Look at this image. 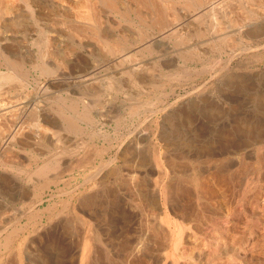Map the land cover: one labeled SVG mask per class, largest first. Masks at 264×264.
<instances>
[{
    "label": "rangeland",
    "instance_id": "rangeland-1",
    "mask_svg": "<svg viewBox=\"0 0 264 264\" xmlns=\"http://www.w3.org/2000/svg\"><path fill=\"white\" fill-rule=\"evenodd\" d=\"M176 1L178 2V0ZM204 1L206 2L209 0H201L202 6H204L203 4H205ZM217 1L219 2V0ZM243 1L229 0L226 4L220 5V9L215 11L214 14L211 13L214 16L209 14L210 12L205 13L202 9V12L205 13V15H203V13L199 11V8H197L199 14L194 15V11L189 13L190 16L185 19L186 21L184 20V22H186V25L183 28L184 31L182 29L178 32V34H176L177 32L171 33L168 30L167 25L163 27V29L167 31L166 32L165 30H162V28H158L157 24V27L154 24L148 25L147 31H144L145 24L140 20H133L132 18L126 20H121L118 18V20H120L118 21L120 22V24L116 23L114 25L107 23L108 25L106 24L105 29L109 33H114L113 35L115 36L117 35L119 39L116 37L114 38L116 40L115 41L112 38H109L107 39V41L109 42L108 43L104 38L101 37L99 33H95L93 35L95 37H93V41H95L94 43H96L97 49L100 48V50L98 49V51L107 53V55H110L108 58L112 59L111 57H113L114 60V58L116 57L115 54L117 53L116 50L119 49L118 47H120L122 45V41H124L126 42L125 46L130 50V54L135 53V55L132 54V57H130V59L132 58L131 62L130 59H128L118 67H116V65H113L112 68V64H109L108 68L107 65L103 66L105 67V71L101 70L102 68L99 67V64L102 61V58L99 54L96 53L94 56L91 55L87 57V64L82 61L77 62L78 67L81 68L80 71H77L76 68L77 72H71L68 67H66L67 65L59 57H57L59 60L58 63H60V69L62 72L64 71V75L62 76L60 74L56 77L53 75L46 77L44 75L39 76L38 72H33L31 74V79L25 81L20 80L19 78H16L14 80L9 79L7 81H0V85H2L3 90L7 89L8 87L10 89H18V91H20L21 93L23 92L22 95L26 97L24 98V100H21L23 101V103L20 104L24 106H22L21 109L15 111H19L18 114L21 116V118L25 117L24 119H21L18 114H15V112L9 115H3L0 112V116L2 118H0V134H3L0 135V224H2L0 225V229L5 228L4 230H0V249H2V251L0 250V264H14L13 262H15L16 264H138V262L139 264H264V175L262 176V173L264 171V0H247V2ZM179 2L181 3L182 1L179 0ZM188 2L190 3V7L192 4L193 6H196L197 3L196 0H188ZM237 2L239 3V5ZM254 2L258 3L255 4ZM230 3H232L233 6ZM251 3L253 5H251ZM240 5H242V8L244 6V8H238V6ZM223 6L224 9L226 7H230L229 9L232 10L233 8V10L236 11L234 14L238 13L237 15L241 17L239 18V21L238 16L234 15L233 11H230L229 9H225V11L223 9ZM248 6L255 7L252 9ZM258 6L260 9L258 11L261 12L257 11ZM190 7V10L194 9V7ZM245 7H248L249 9H246ZM256 7L257 9H255ZM221 9L223 12H221ZM227 10H229L230 13ZM241 10H243L242 13H247L241 15ZM253 10L255 11L253 12ZM217 12L218 15H216ZM225 12L228 13L226 14ZM222 13L225 17L224 20H227V18L231 20L230 18H232L235 20V22L238 21L239 24L237 22V25L235 24L234 26L232 22H229L231 24H229L228 28L230 26L231 27L227 29V26L225 24L229 20L224 21L223 16L220 15ZM254 13L257 14L255 15ZM231 14L233 17H231ZM247 15H249L248 18L250 17L249 19L252 23H248L247 27L246 25L242 26L244 20L243 18L247 17ZM255 16L258 18L256 19ZM210 18L213 19L210 20ZM214 20L218 24L221 23L220 25L226 26L225 28L223 26V29L226 30L225 35L229 36L228 39L225 36V39L230 41L231 43H228L224 38L222 39V41H206V38L208 37L207 35H210L207 34V32H211V27L213 26L211 24L214 22ZM190 23L193 24L194 28L192 25L190 26ZM122 24L123 26H121ZM203 26L207 27L206 29L208 31ZM138 27H141L143 30ZM200 27H202L201 30ZM135 28L137 30L139 29L138 31L136 30L137 33H135L138 34L140 38H143L144 36V41L139 37H136V40H130L127 36L128 38L126 39V34L131 32L134 33ZM116 29L118 32L116 31ZM159 29L162 31L161 34ZM238 29H240V32L243 30L242 33H244V35H242V33H238ZM62 31L68 32V30L65 28L62 29ZM148 31L149 33L147 34H150L151 36L146 34V32ZM192 31L194 35L196 33L197 37L191 36L193 34ZM163 33L165 34L163 35ZM231 33L234 36H232ZM237 33L239 35H236ZM245 33H248L247 35H250L251 37H247ZM140 34H143L142 37ZM169 35L171 37H169ZM242 36L244 37L242 38ZM150 37H152L154 40L152 38L150 39ZM181 37L182 39H180ZM253 37L255 39L258 37L259 38L255 40L253 39ZM261 37L262 40H260ZM60 38L58 39V41H60V45H58L59 43L57 44V48L58 50H60L59 52L63 54V56L65 55V58L67 55L71 57L72 52H70L69 50L77 51L76 48H74L73 46L71 47L66 43L68 41V38L66 36L61 35ZM165 38L166 40L168 38V41L164 42L163 40H165ZM244 38H246V40H243ZM247 38L249 40H247ZM102 39L104 41H102ZM175 39L176 42L174 43ZM202 39L203 41H201ZM139 40L141 41L137 42ZM224 40L228 43L230 48L228 47V45L223 44L225 43ZM250 40L252 44H250ZM172 41L173 43H171ZM187 41H189L190 43ZM111 42H114L113 45H111ZM141 42H145L143 43L145 45V49L143 48L144 45ZM205 42L209 43L207 44ZM106 43L108 44L107 46ZM130 43L131 45H129ZM137 43H140L139 46ZM213 43L218 50L215 48ZM169 44L170 46H172L170 47ZM198 44L200 46L206 47L204 49L207 50H204L203 47H198ZM109 45H111V48H108ZM140 45L143 47H141ZM146 45L150 47L148 48ZM131 46H133L132 49H130ZM178 46H181V48H179ZM225 46H227L228 48ZM49 47L51 46H47V48ZM62 47L64 48V50ZM138 47H141V49L139 48L137 50ZM197 47L198 49H200L199 51ZM220 47H222V49ZM106 48L109 50L108 52L106 51ZM146 48H148L147 51ZM110 49H113L115 52H112L113 50L111 51ZM47 50L49 53L54 51L53 46L51 47V49L49 48ZM178 53L180 54V56ZM111 54L113 55L111 56ZM188 54L192 55L188 56ZM210 55H213L214 57H211ZM174 56L175 58H173ZM194 56H197L198 58H195ZM96 57L98 58V61L97 59L95 60ZM188 57L189 59H191L189 60ZM157 59L158 61H155ZM181 61H184V64L181 63ZM164 63L166 64L165 67ZM80 64L82 65V67H84V69H82ZM134 66L135 68H133ZM87 69H95V71L101 70L100 73H96L97 76L92 79L94 80V83L92 84L93 81H90L91 87H89L90 83H87L88 81L86 82V80H83L85 77L80 78L81 81L80 79H76L77 75H80L82 73L85 74L87 72ZM128 69L130 70V72L128 71ZM103 71L105 73H103ZM116 72L120 73L117 74ZM132 72H136L138 73V75H135V73L132 74ZM108 73L109 75H106ZM167 73H170L171 75ZM112 74L114 75V77ZM66 75L69 78H67ZM71 75H73V77ZM129 76L130 78H128ZM95 79H97V82H102H100L96 86ZM136 79L138 81H136ZM35 80L38 82H36ZM106 80L110 81V83ZM119 80L121 81V84ZM104 82L107 83L104 84ZM137 82L138 84H136ZM13 83H16V85L12 86ZM118 83L120 84V86ZM84 84H86V86ZM132 84L134 86L136 84L137 87H133ZM6 85L7 87L5 88ZM111 85H114V87ZM109 87H113V89L111 88L110 90L108 89ZM2 89L1 91H3ZM66 89L68 90V92H65L67 91ZM97 89H102L106 94L104 92V94H101V91L99 92ZM107 90H109V93ZM88 91H90L91 93H87ZM86 95H89V97ZM103 95L107 96L104 97ZM63 96L65 97L64 101L62 100L64 99ZM28 98H30V100ZM55 98H60L58 99L59 103L57 100H55ZM66 99L71 101L70 103H73L70 104ZM54 101L57 102L55 103ZM152 101L154 105L152 104ZM84 102L85 104L87 102L91 105H94V107L93 105L92 107H90L91 109H87L88 115L93 120H91V123H88L85 120L82 121L81 116L84 111L82 110L84 109ZM96 103L97 107L100 110L95 107ZM147 103L148 105H146ZM33 104L37 105L34 106ZM32 105L38 108L36 112H34V108H32ZM134 105L137 106V109H135L136 106ZM46 106L48 107L46 108ZM61 106H63V108H61ZM41 108H45L46 110H48L46 111L44 109L45 111H42ZM61 109H66L65 111H63V114H65L64 117L62 116L63 114ZM39 111L44 112L43 115L42 112L41 114H39ZM51 111L54 114H57V112L54 111H58V113H60V116L62 117L56 114L54 115ZM94 112H96V114ZM23 113L26 114L24 115ZM45 113L50 115L49 118ZM77 114L80 116H77ZM41 115L46 121H44L43 118L41 119ZM55 117L56 120H54ZM10 118H14L13 120L16 119L17 121H13ZM65 118H67L68 121L74 118L73 121L75 123H73L75 127H71L70 125H68ZM106 118L109 119V122ZM35 119H37V123L36 121H34ZM11 121L13 122V124H11ZM23 123L27 125H24ZM32 124H34V127ZM61 124H63V126ZM41 125L43 127H41ZM79 126L81 127V130H77V128L80 129ZM14 127H16V129ZM21 128H23L22 131L20 130ZM64 128H67V130ZM14 129L17 132L20 130L21 134L13 132ZM31 129L34 130L31 132ZM55 129L60 130V134L62 136L53 135L52 131H56ZM4 131L6 132L3 133ZM41 131L43 132L41 133ZM11 133L13 134V136ZM5 134H8V136L4 138ZM30 134L32 136H30ZM57 134H59V132H57ZM44 135H46V137ZM2 138H4V140ZM60 138L62 139V141H60ZM67 138L70 139L68 140ZM49 139L50 141H48ZM43 140L45 145L43 143ZM51 140H57L56 142L58 143H53ZM72 140L77 141L78 144L76 142L71 143ZM38 141L39 143L41 141L40 146L42 145V148L39 146V144H36ZM48 142L49 145L47 144ZM61 142L62 144L67 142L68 147H66L67 143L65 144L64 148L62 147V145L61 147H58L60 146ZM50 144L51 147L48 148ZM70 144L73 146H70ZM52 145L55 148H52ZM74 145L76 148L74 147ZM65 147L68 148L67 151ZM224 147L227 149H224ZM123 149L124 152L122 151ZM221 149L224 154L222 153ZM58 150H60L59 155ZM55 151L57 152V154L55 153ZM118 152L119 154H117ZM34 153L36 157H33ZM61 153L63 154L61 155ZM201 153H204V155H202ZM225 153L234 158L235 163L232 167L233 169L230 168L227 172H225L227 173L225 174L227 175V177L224 179L221 177L222 174H220L219 170L217 169V165L222 159L227 157ZM233 153L235 154L232 155ZM199 154H201V156ZM56 155H58L57 159ZM229 156L227 158H229ZM221 157L223 158L220 159ZM16 159H18L19 162L18 160L16 161ZM88 159L89 161L87 162ZM109 159L112 161H110ZM203 159L206 160L204 161ZM49 160L51 161L49 162ZM212 160L214 162H212ZM10 161L12 162L10 163ZM104 162L111 165H108V167L105 169H101L105 164ZM60 163L63 167L60 165ZM68 163L69 165H67ZM42 165H46L43 171ZM94 165L97 169H95ZM37 167L39 168L37 169ZM202 167H204L203 170ZM46 168L49 171H47ZM61 168H63V171ZM236 168L241 170L242 172L238 171ZM56 169L59 172H56ZM92 170L93 172L96 170L94 173V177L99 178V181H97V178L95 179L93 176H90ZM109 170L112 172V174ZM36 171H39V173H37ZM106 171H108L110 175ZM250 171L252 174L250 173ZM259 171H261V173H259ZM228 172L231 178L228 175ZM233 172L235 173L232 174ZM52 173H55L56 175H52ZM39 174H41L42 177H39ZM88 174L92 178V180L94 178L93 181L90 180L91 178L89 176H87ZM98 175H100V177ZM103 175L105 177H103ZM240 175H242L243 177L241 176V178ZM173 177H175V179L177 178L178 180H175ZM46 178L48 180H46ZM194 178H196V180ZM37 179H41L42 181H37ZM83 179L84 181H82ZM51 180H53V182ZM46 181L47 183H45ZM87 181L89 182V184H87ZM64 183L66 185H62ZM245 185H250V189ZM70 186L72 188L74 187V191ZM58 187H63V189H60ZM89 187H94V189H89ZM172 188H174V190ZM254 189L257 190L255 191ZM90 190L92 191L90 192ZM181 190H185L186 194H184V191L182 192ZM247 190L249 192H247ZM81 191L83 193H81ZM199 192L201 195L199 194ZM187 193H190L191 196L189 194L188 196ZM244 193L245 195H241ZM194 194L196 197L199 195L200 198H195ZM165 197L169 199H167L166 201ZM230 199L231 201H229ZM238 199L240 201H238ZM82 200L88 203L85 204V202H83ZM156 201L159 207L160 216H168L172 221L179 220L178 222L180 223H185V221H188L184 225L183 223L181 224L185 230L186 228L187 230L189 229L188 233H190L189 236H185V238H182V242L177 245V249L175 251L177 252V254L175 258H179L178 260L174 259V256L169 253L171 247L169 246V232L165 227L166 224H164L159 218H154V221H152V216L149 215L155 205L153 204V202L155 203ZM206 201H210L211 203L208 204V202ZM30 202L31 204H29ZM63 202L66 205H64ZM206 203L212 207H214V204L215 208H217L218 206V213H209L210 211L205 206ZM221 204H223L225 207ZM170 205L173 206L174 210L171 209ZM63 206L65 207L63 208ZM43 207H45V209H41ZM87 207L89 208V210ZM161 208L164 211L166 210V212H163ZM180 208L188 213H186V216L184 218L179 217L178 213L181 211ZM36 211L37 214H34L36 213ZM49 211L54 215H51ZM224 211L230 214L228 218L226 217L227 219L223 218V216H225ZM44 213H46V217ZM48 213L49 217H52L53 219L48 217ZM251 214H253L254 216H251ZM172 215L174 218L172 217ZM83 216H85V219ZM175 216L177 219L175 218ZM47 217L49 218V220ZM86 218H89V220L91 221L86 220ZM180 218L182 219V221L180 220ZM148 220H150V222H148ZM34 221L37 223L35 224ZM196 221L199 223L197 224ZM30 223H33L34 225L32 224V226ZM20 227L21 229H19ZM22 227H24L25 229L28 227V230H25L24 228L22 229ZM232 228H234V230H232ZM6 229H8L6 234H13L12 236L9 235L11 236L9 237V239L11 238V245L8 250L4 249L2 246L5 240V237L3 238V236H8L4 232ZM16 229H18L19 231ZM38 233L40 234L38 235ZM240 233L242 235H240ZM221 234H223L225 240L223 239ZM16 235H18L19 237ZM224 241H226L227 244L224 243ZM161 244L165 246V249H168L169 247L170 248L167 251L165 250L159 252L157 248H159V245ZM228 244L230 247L228 246ZM12 246L13 249H11ZM142 246L144 248L146 247L147 250L149 249V252L147 251V253H145L148 255L140 252ZM226 246L228 247L226 248ZM235 246H237V250ZM230 249H233V251ZM2 252H4V254ZM166 253L168 254L167 256ZM27 254L29 255L27 256ZM162 255L164 256L162 257ZM170 255H172L173 258ZM8 257H11V260L9 259L10 263L6 260ZM12 257H15L14 260ZM195 258L196 261L194 262ZM219 258L221 259L220 261L222 263L218 262ZM148 261L149 263H147ZM208 261L213 262L210 263Z\"/></svg>",
    "mask_w": 264,
    "mask_h": 264
},
{
    "label": "bare ground",
    "instance_id": "bare-ground-1",
    "mask_svg": "<svg viewBox=\"0 0 264 264\" xmlns=\"http://www.w3.org/2000/svg\"><path fill=\"white\" fill-rule=\"evenodd\" d=\"M182 2L181 3H183V4H181L180 2H179V0H178V2L176 1V0H0V81H7V80H9V79H16V78H19L20 80H23V81H25V80H28V79H31V74L33 73V72H38L39 73V76H51V75H53V76H59L60 74H61V76L62 75H64V71L62 72L61 71V69H60V63H58V58L57 57H59L67 66L66 67H68V69L71 71V72H77V71H80V67H78V65H77V62L79 61V62H85L86 64L88 63V61H87V57H89V56H91V55H95L96 53L97 54H99L100 55V57L102 58V61L100 62V64H99V67H101L102 69L101 70H104L105 71V67H103V66H105V65H107V68H108V65L109 64H112V68H113V65H116V67H118V66H121L124 62H126L128 59H130V57H132L131 55L133 54H130V50L125 46L126 45V42H124V41H122V45L120 46V47H118L119 49H117L116 50V54H115V58H114V60H113V57H111L112 59H109L108 57L110 56V55H107V53H105V52H102V51H98V49L100 50V48H98L97 49V46H96V43H94L95 41H93V39L95 38L93 35L95 34V33H99L100 35H101V37L102 38H104L105 39V41L106 42H108L107 41V39H109V38H112L113 40H115L114 38H116L117 37V35L115 36V35H113V34H111V33H109L106 29H105V26H106V24L107 23H109V24H116V23H119L120 24V22H118V21H120V20H118V18L119 19H130V18H132L133 20L134 19H137V20H140L142 23H144L145 25H144V27H145V29H144V31L146 30L147 31V27H148V25H151V24H154V25H158V28H162V30H165V29H163V27L165 26V25H167L168 27V30L171 32V33H174V32H177L176 34H178V32L179 31H181L184 27H185V25H186V22H184V20L185 19H187L190 15H189V13H191L192 11H194L193 12V14L194 15H197V14H199V12L197 11V8H199V11H201V13H203V15H205V13L207 12H210L209 14H211V13H213L214 14V12L215 11H217V10H219L220 9V5H224V4H226L229 0H219V2L217 1V0H209V1H204L205 2V4H203L204 6H202L201 5V0H196V6L194 7L193 6V4L191 5V7L193 6L194 7V9H192V10H190L189 9V7H190V3L188 2V0H181ZM189 1H191V0H189ZM203 1V0H202ZM243 1V0H242ZM245 2H247V0H244ZM243 1V2H244ZM253 1H255V0H253ZM259 1V0H258ZM261 1V0H260ZM194 2V1H193ZM192 2V3H193ZM203 2V3H204ZM242 2V3H243ZM248 2H250V1H248ZM263 2V1H262ZM233 3V2H232ZM232 3H230V4H232ZM238 3V2H237ZM255 3V2H254ZM256 3H258V2H256ZM255 3V4H256ZM195 4V3H194ZM244 4V3H243ZM261 4V3H260ZM237 5V4H236ZM238 5H239V3H238ZM251 5H253L252 3H251ZM259 5V4H258ZM232 6H233V4H232ZM260 6V5H259ZM259 6H258V9H257V7L255 8V9H257V11L258 10H260L259 9ZM190 7V8H191ZM192 7V8H193ZM234 7H236V6H234ZM239 7H241L242 8V5H240V6H238V8ZM249 7V6H248ZM247 7V8H248ZM255 7V6H254ZM254 7H249V8H254ZM261 7V6H260ZM230 8V7H229ZM229 8H225V9H229ZM243 8H244V6H243ZM242 8V9H243ZM246 8V7H245ZM246 8V9H247ZM248 8V9H249ZM264 8V7H263ZM202 9L204 10V12H202ZM223 9H224V6H223ZM224 9V10H225ZM245 9V10H246ZM230 10V9H229ZM229 10H227V11H229ZM240 10V9H239ZM244 10V11H245ZM264 10V9H263ZM190 11V12H189ZM226 11V10H225ZM230 11H233V14L236 12L235 10H233V8H232V10H230ZM230 11H229V13H230ZM242 11L243 10H241L240 12L242 13ZM249 11V10H248ZM251 11V10H250ZM255 10H253V12H254ZM220 12V11H219ZM221 12H223L222 11V9H221ZM252 12V13H253ZM258 12H261V11H258ZM226 13V12H225ZM228 13V12H227ZM226 13V14H227ZM232 13V12H231ZM247 13V12H246ZM246 13H242L241 15H244V14H246ZM250 13V12H249ZM238 14V13H237ZM237 14H234V15H236V16H238ZM251 14V13H250ZM255 15L257 14V13H254ZM253 14V15H254ZM264 14V13H263ZM207 15V14H206ZM212 15V14H211ZM216 15H218V12H217V14ZM221 16H223V13L222 14H220ZM219 15V16H220ZM212 16H214V15H212ZM220 16V17H221ZM248 16L249 15H247V17H245V18H243L244 20H243V24L242 23H240V24H242V26L243 25H246V27H247V24L248 23H252V22H250V17L248 18ZM259 16V15H258ZM201 17V16H200ZM210 17V16H209ZM231 17H233L232 16V14H231ZM243 17V16H242ZM256 17V16H255ZM260 17V16H259ZM193 18V17H192ZM191 18V19H192ZM196 18V17H195ZM199 18V17H198ZM202 18V17H201ZM222 18V17H221ZM221 18H220V20H221ZM224 16H223V20H224ZM230 18V17H229ZM239 18H241L240 16H238V21H239ZM258 17H256V19H257ZM131 19V20H132ZM205 19V18H204ZM203 19V20H204ZM207 19H209V18H207ZM206 19V20H207ZM213 19V18H212ZM211 18H210V20H212ZM215 19V18H214ZM219 19V18H218ZM231 20H229L228 18H227V20H229L225 25L227 26V29H229L228 28V26H229V24H231V23H229V22H232L233 24H234V26H235V24L237 25V22L238 21H236L235 22V20L234 19H232V18H230ZM236 19V18H235ZM197 20V19H196ZM200 20V19H199ZM198 20V21H199ZM216 20H217V18H216ZM227 20H224V21H227ZM186 21V20H185ZM191 21V20H190ZM124 22V21H123ZM126 22H128V21H126ZM132 22V21H131ZM137 22V21H136ZM211 22V21H210ZM209 22V23H210ZM215 22V23H214ZM214 22L211 24V25H213L211 28V32L209 33V32H207V34H210V35H207L208 37L206 38V41H218V40H221L222 41V39L224 38L225 39V34H226V30L225 29H223V26H224V28L226 27L225 25H220V24H218L217 22H218V20H217V22L214 20ZM222 22V21H221ZM235 22V23H234ZM254 22V21H253ZM260 22V21H259ZM98 23H99V25H98ZM193 23H194V21H193ZM202 24V23H201ZM238 24H239V22H238ZM255 24V23H254ZM256 24H257V22H256ZM108 25V24H107ZM157 25H156V27H157ZM188 25V24H187ZM193 26V24H191L190 23V26ZM203 25V24H202ZM260 25V24H259ZM258 25V26H259ZM121 26H123V24L121 25ZM130 26V25H129ZM139 26V25H138ZM205 26H207V25H205ZM205 26H203V27H205ZM208 26H209V24H208ZM241 26V27H242ZM249 26V25H248ZM252 26H253V24H252ZM115 27V26H114ZM187 27V26H186ZM199 27V26H198ZM240 27V28H241ZM67 29L68 30V32H63L62 31V29ZM120 28V27H119ZM122 28V27H121ZM137 28V27H136ZM134 29L135 31H134V33H128V34H126V39L129 37V39L131 40H136V37L138 38L139 37V35L138 34H136L137 32H136V30L137 29ZM138 28H141V27H138ZM142 28H143V26H142ZM141 28V29H142ZM150 28V27H149ZM153 28V27H152ZM158 28H156V29H158ZM193 28H194V26H193ZM201 28L202 27H200V30H201ZM207 27H205V29H206ZM234 28V27H233ZM238 28V27H237ZM245 28V27H244ZM110 29V28H109ZM151 29V28H150ZM149 29V30H150ZM159 29V30H160ZM187 29H189V28H187ZM195 29H196V25H195ZM122 30V29H121ZM139 30V29H138ZM137 30V31H138ZM143 30V29H142ZM207 30V29H206ZM116 31H117V29H116ZM151 31V30H150ZM154 31V30H153ZM166 31V30H165ZM183 31H184V29H183ZM182 31V32H183ZM191 31V30H190ZM195 31V30H194ZM208 31V30H207ZM238 33H242V31L240 32V29H238ZM248 31V30H247ZM254 31V30H253ZM252 31V32H253ZM118 32V31H117ZM120 32V31H119ZM123 32V31H122ZM136 32V33H135ZM141 32V31H140ZM152 32V31H151ZM159 32V31H158ZM161 30H160V34H161ZM167 32V31H166ZM185 32H187V31H185ZM237 32V31H236ZM263 32V31H262ZM116 33V32H115ZM143 33V32H142ZM147 33H149V31L148 32H146V34ZM157 33V32H156ZM192 33H193V31H192ZM198 33V32H197ZM236 34V35H239V34ZM264 33V32H263ZM262 33V34H263ZM144 34V33H143ZM143 34H140L141 35V37H142V35ZM146 34H145V36H146ZM165 33H163V35H164ZM169 34V33H168ZM188 34V33H187ZM202 34V33H201ZM248 33H245V35L247 36V37H249L248 35H247ZM61 35H64V36H66L67 38H68V41L66 42L69 46H73L74 48H76V50L77 51H71V50H69L70 52H72L71 53V57H69L68 55L66 56V58H65V55L63 56V54H61L59 51L60 50H58V48H57V44L60 42V41H58V39L60 38V36ZM119 35V34H118ZM124 35V34H123ZM147 35H149V36H151L150 34H147ZM163 35H161V36H163ZM189 35V34H188ZM200 35V34H199ZM231 35H232V33H231ZM242 35H244V33H242ZM260 35V34H259ZM128 36V37H127ZM155 36V35H154ZM153 36V37H154ZM168 36V35H167ZM178 36V35H177ZM184 36V35H183ZM190 36V35H189ZM189 36H188V38H189ZM191 36H196V33H195V35H194V33L191 35ZM228 36L229 35H227L226 37H227V39H228ZM232 36H234V35H232ZM264 36V35H263ZM63 37V36H62ZM94 37V38H93ZM148 37V36H147ZM159 37V36H158ZM164 37H166V36H164ZM169 37H171L170 35H169ZM197 37V36H196ZM201 37H202V35H201ZM231 37V36H230ZM241 37V36H240ZM244 36H242V38H243ZM251 37V36H250ZM65 38V37H64ZM75 38V39H74ZM118 38V37H117ZM140 38V37H139ZM143 38H144V36H143ZM143 38H140V39H142L143 41H144V39ZM152 37H150V39H151ZM155 38V37H154ZM172 38H173V36H172ZM175 38V37H174ZM184 38H186V37H184ZM183 38V39H184ZM259 38V37H258ZM258 38H256V39H258ZM61 39V38H60ZM119 39V38H118ZM117 39V40H118ZM125 39V40H126ZM128 39V40H129ZM150 39H149V41H150ZM153 39V38H152ZM157 39H159V38H157ZM161 39V38H160ZM179 39V38H178ZM180 39H182V37L180 38ZM179 39V40H180ZM194 39V38H193ZM192 39V40H193ZM229 39H231V38H229ZM240 39V38H239ZM253 39H255L254 37H253ZM255 39V40H256ZM263 39H264V37H263ZM67 40V39H66ZM129 40V41H130ZM138 40V39H137ZM154 40V39H153ZM191 40V39H190ZM226 40V39H225ZM224 40V41H225ZM243 40H246V38H244ZM247 40H249L248 38H247ZM260 40H262V37H261V39ZM30 41H31V43H30ZM58 41V42H57ZM102 41H104L103 39H102ZM116 41V40H115ZM119 41V40H118ZM141 40H139V41H137V42H140ZM146 41H148V40H146ZM161 41V40H160ZM164 42H166V41H168V38H167V40H166V38H165V40H163ZM162 41V42H163ZM181 41V40H180ZM201 41H203V39L201 40ZM223 41V42H224ZM228 43L230 42V41H228V40H226ZM225 41V43H223L224 45L226 44V45H228V43ZM241 41V40H240ZM62 42V41H61ZM131 42V41H130ZM157 42V41H156ZM156 42H153V43H156ZM176 42V39L174 40V43ZM187 42H189V41H187ZM192 42V41H191ZM104 43V42H103ZM109 43V42H108ZM112 43V42H111ZM114 43V42H113ZM113 43L111 44V45H113ZM142 43V42H141ZM143 43H145V42H143ZM142 43V44H143ZM151 43H152V40H151ZM171 43H173V41L171 42ZM190 43V42H189ZM194 43V42H193ZM205 43H207V42H205ZM209 43V42H208ZM207 43V44H208ZM231 43V42H230ZM247 43H249V42H247ZM66 44V45H67ZM105 44V43H104ZM117 44V43H116ZM115 44V45H116ZM119 44H120V42H119ZM138 44V43H137ZM140 44V43H139ZM139 44H138V46H139ZM161 44V43H160ZM163 44V43H162ZM250 44H252V42H251V40H250ZM254 44V43H253ZM58 45H60V43L58 44ZM64 45V44H63ZM65 45V46H66ZM67 45V46H68ZM108 44L106 43V46H107ZM111 45H109V47L108 48H111L110 46ZM129 45H131V43L129 44ZM134 45V44H133ZM144 45V44H143ZM149 45H153V44H149ZM180 45V44H179ZM182 45V44H181ZM199 45V44H198ZM197 45V46H198ZM210 45H212V44H210ZM213 45H214V43H213ZM47 46H53V50L55 49V47H56V49L54 50V51H52V52H48V50L47 49H51V47H49V48H47ZM55 46V47H54ZM104 46V45H103ZM119 46V45H118ZM141 46V45H140ZM147 46V45H146ZM169 46H170V44H169ZM172 46V45H171ZM170 46V47H171ZM177 46V45H176ZM194 46V45H193ZM205 46V45H204ZM215 46V45H214ZM222 46V45H221ZM59 47V46H58ZM132 47L133 46H131L130 47V49H132ZM141 47H143V46H141ZM141 47H138L137 48V50L140 48L141 49ZM148 47V46H147ZM150 47V46H149ZM148 47V48H149ZM153 47V46H152ZM179 47V46H178ZM189 47V46H188ZM198 47H203V46H198ZM198 47H197V49H198ZM225 47H227V46H225ZM228 47L230 48V46L228 45ZM227 47V48H228ZM63 48V47H62ZM66 48V47H65ZM144 49H145V45H144V47H143ZM148 48H146V51H147V49ZM179 48H181V46L179 47ZM204 48H206V47H203V49ZM215 48H216V46H215ZM221 49H222V47H220ZM67 49V48H66ZM65 49V50H66ZM71 49V48H70ZM73 49V48H72ZM188 49V48H187ZM193 49V48H192ZM202 49V48H201ZM202 49V50H203ZM213 49V48H212ZM217 49V48H216ZM225 49V48H224ZM63 50H64V48H63ZM111 50V49H110ZM113 50V49H112ZM111 50V51H112ZM136 50V51H137ZM189 50H190V48H189ZM196 50V49H195ZM200 49H198V51H199ZM204 50H207V49H204ZM218 50V49H217ZM230 50V49H229ZM50 51V50H49ZM105 51V50H104ZM106 51L108 52L109 50L106 48ZM140 51V50H139ZM169 51V50H168ZM177 51V50H176ZM197 51V50H196ZM212 51V50H211ZM63 52H65V51H63ZM67 52V51H66ZM112 52H115L114 50L112 51ZM185 52V51H184ZM186 52H187V50H186ZM222 52V51H221ZM110 53V52H109ZM190 53H191V51H190ZM200 53V52H199ZM213 53V52H212ZM174 54V53H173ZM179 54V53H178ZM194 54H195V51H194ZM193 54V55H194ZM203 54V53H202ZM218 54V53H217ZM113 54H111V56H112ZM133 55H135V53L133 54ZM168 55H170V54H168ZM192 55V54H191ZM190 54H188V56H191ZM197 55V54H196ZM221 55V54H220ZM92 56V57H93ZM173 56V55H172ZM178 56V55H177ZM179 56H180V54H179ZM203 56V55H202ZM211 56V55H210ZM213 56V55H212ZM211 56V57H212ZM134 57V56H133ZM137 57V56H136ZM136 57H135V59H136ZM169 57V56H168ZM184 57V56H183ZM195 58L197 57V56H194ZM207 57V56H206ZM214 57V56H213ZM173 58H175V56L173 57ZM178 58V57H177ZM198 58V57H197ZM200 58H201V56H200ZM220 58V57H219ZM90 59V58H89ZM88 59V60H89ZM97 59V61H98V58L96 57L95 58V60ZM132 59V58H131ZM131 59H130V62H131ZM134 59V60H135ZM185 59V58H184ZM188 59H189V57H188ZM191 59V58H190ZM189 59V60H190ZM205 59H207V58H205ZM212 59V58H211ZM194 60V59H193ZM198 60H200V59H198ZM209 60V59H208ZM155 61H158V59L157 60H155ZM159 61H161V60H159ZM178 61V60H177ZM196 61V60H195ZM129 62V61H128ZM127 62V63H128ZM184 62V61H183ZM182 61H181V63H183ZM202 62V61H201ZM155 63V62H154ZM174 63V62H173ZM180 63V64H181ZM204 63V62H203ZM62 64V63H61ZM126 64V63H125ZM156 64V63H155ZM184 64V63H183ZM81 65V64H80ZM79 65V66H80ZM130 65V64H129ZM157 65V64H156ZM165 63H164V67H165ZM175 65H176V63H175ZM94 66V65H93ZM146 66V65H145ZM181 66V65H180ZM81 67H82V65H81ZM89 67V66H88ZM115 67V68H116ZM123 67V66H122ZM132 67V66H131ZM136 67H138V66H136ZM76 68H77V71H76ZM94 68V67H93ZM107 68H106V72H107ZM133 68H135V66L133 67ZM82 69H84V67H82ZM86 69V68H85ZM4 70V71H3ZM63 70V69H62ZM101 70H99V71H95V69H87V72L85 73V74H80V75H77L76 76V79L78 80V79H80V78H83V77H85L83 80H86V82L87 83H90L89 85V87H91V82L90 81H93L92 82V84L94 83V80H92L95 76H97L96 75V73H100V71ZM103 71V73H105ZM111 71V70H110ZM128 71L130 72V70L128 69ZM127 71V72H128ZM133 71H135V70H133ZM140 71V70H139ZM120 72H122V71H120ZM120 72H118V73H120ZM138 72V71H137ZM117 73V72H116ZM117 73V74H118ZM133 73H135V75L137 74L138 75V73H136V72H132V74ZM36 74V73H35ZM114 74V73H113ZM112 74V75H113ZM131 74V75H132ZM167 74H170V73H167ZM38 75V74H37ZM103 75V74H102ZM106 75H109V73L108 74H106ZM163 75V74H162ZM171 75V74H170ZM72 77H73V75H71ZM70 76V77H71ZM100 76H101V74H100ZM126 76H127V73H126ZM134 76V75H133ZM177 76V75H176ZM66 77H67V75H66ZM113 77H114V75H113ZM117 77V76H116ZM120 77H121V75H120ZM122 77H123V75H122ZM135 77V76H134ZM141 77H142V75H141ZM38 78V77H37ZM59 78V77H58ZM58 78H56V79H58ZM63 78V77H62ZM61 78V79H62ZM67 78H69V77H67ZM105 78V77H104ZM110 78H111V75H110ZM128 78H130V76L128 77ZM133 78V77H132ZM33 79V78H32ZM55 79V78H54ZM70 79H72V78H70ZM103 79V78H102ZM106 79V78H105ZM117 79V78H116ZM45 80H46V78H45ZM76 80V81H77ZM97 79H95V84H96V86H97V84H99L100 82H102V81H100V82H97L96 81ZM99 80V79H98ZM130 80V79H129ZM36 81V80H35ZM50 81V80H49ZM62 81H65V80H62ZM71 81V80H70ZM80 81H81V79H80ZM107 82H109L110 83V81H108V80H106ZM112 81V80H111ZM120 81V80H119ZM136 81H138L137 79H136ZM36 82H38V81H36ZM47 82V81H46ZM55 82V81H54ZM106 82V83H107ZM143 82V81H142ZM18 83V82H17ZM28 83V82H27ZM61 83V82H60ZM68 83V82H67ZM76 83V82H75ZM78 83V82H77ZM105 82H104V84H106ZM131 83V82H130ZM134 83V82H133ZM139 83H140V81H139ZM19 84V83H18ZM50 84V83H49ZM113 84V83H112ZM119 84V83H118ZM117 84V85H118ZM120 84H121V81H120ZM120 84H119V86H120ZM136 84H138V82L136 83ZM136 84H135V86H136ZM11 85V84H10ZM13 85H16V83L14 84H12V86ZM22 85H23V83H22ZM48 85V84H47ZM63 85V84H62ZM79 85H80V83H79ZM85 86H86V84H84ZM101 85V84H100ZM128 85H130V84H128ZM133 85V84H132ZM9 86V85H8ZM34 86V85H33ZM95 86V85H94ZM99 86V85H98ZM106 86V85H105ZM105 86H103V87H105ZM110 86V85H109ZM111 86H113L114 87V85H111ZM122 86V85H121ZM134 85H133V87H135ZM7 87V85L5 86V88ZM11 87V86H10ZM15 87V86H14ZM16 87H19V86H16ZM22 87V86H21ZM60 87V86H59ZM107 87V86H106ZM113 87H111L112 89H113ZM137 87V86H136ZM135 87V88H136ZM4 88V87H3ZM4 88V89H5ZM9 88V87H8ZM7 88V89H8ZM40 88V87H39ZM65 88V87H64ZM72 88V87H71ZM70 88V89H71ZM95 88H97V87H95ZM111 88L109 87L108 89H110L111 90ZM162 88V87H161ZM1 89H2V85H0V112H1V114H3V115H9V114H13L15 111H17V110H19V109H21V107L22 106H24V105H20L21 103H23V101H21V100H24V98H26L25 96H23L22 95V93L20 92V91H18V89H5V90H3V91H1ZM21 89V88H20ZM24 89V88H23ZM38 89V88H37ZM36 89V90H37ZM45 89V88H44ZM56 89V88H55ZM58 89V88H57ZM76 89V88H75ZM78 89V88H77ZM91 89V88H90ZM93 89V88H92ZM99 89V88H98ZM97 89V90H98ZM115 89V88H114ZM123 89V88H122ZM126 89V88H125ZM163 89V88H162ZM63 90V89H62ZM67 90V89H66ZM73 90V89H72ZM127 90V89H126ZM27 91V90H26ZM39 91V90H38ZM37 91V92H38ZM71 91V90H70ZM74 91V90H73ZM78 91V90H77ZM87 91V90H86ZM85 91V92H86ZM99 92L101 91V94L104 92L102 89L101 90H98ZM106 91V90H105ZM108 91V93H109V90H107ZM119 91V90H118ZM47 92V91H46ZM55 92V91H54ZM57 92V91H56ZM65 92H68V90L67 91H65ZM76 92V91H75ZM83 92V91H82ZM90 91H88L87 93H89ZM96 92V91H95ZM130 92V91H129ZM166 92V91H165ZM40 93V92H39ZM59 93V92H58ZM71 93V92H70ZM77 93V92H76ZM91 93V92H90ZM105 93V92H104ZM103 93V94H104ZM126 93V92H125ZM164 93V92H163ZM162 93V94H163ZM27 94V93H26ZM106 94V93H105ZM128 94V93H127ZM28 95V94H27ZM54 95V94H53ZM61 95V94H60ZM59 95V96H60ZM108 95V94H107ZM107 95H105V96H107ZM125 95V94H124ZM72 96V95H71ZM80 96V95H79ZM86 96H88L89 97V95H86ZM104 96V95H103ZM104 96V97H105ZM168 96V95H167ZM37 97V96H36ZM55 97V96H54ZM95 97V96H94ZM132 97V96H131ZM35 98V97H34ZM44 98V97H43ZM60 98H62V97H60ZM60 98H58V99H60ZM63 98L64 99H62L63 101L65 100V97L63 96ZM78 98V97H77ZM83 98V97H82ZM134 98V97H133ZM29 100H30V98H28ZM27 99V100H28ZM41 99V98H40ZM51 99V98H50ZM58 99H56L55 98V100H57L58 101ZM37 100V99H36ZM36 100H35V103H36ZM67 101H69L68 99H66ZM41 101H43V100H41ZM40 101V102H41ZM48 101H50V100H48ZM56 101V102H57ZM55 102V101H54ZM55 102V103H56ZM71 101H69V103H70ZM27 103V102H26ZM39 103V102H38ZM58 103H59V101H58ZM73 103V102H72ZM72 103H70V104H72ZM79 103V102H78ZM30 104H32V103H30ZM29 104V105H30ZM42 104V103H41ZM62 104V103H61ZM152 104L154 105V103H153V101H152ZM27 105V104H26ZM34 105V104H33ZM32 105V108H34V112H36L37 110H38V108L37 107H34L35 105H37V104H35L34 106ZM39 105V104H38ZM43 105V104H42ZM46 105H48V104H46ZM93 105V104H92ZM92 105L91 104H89V103H87L86 102V104H85V102H84V106H83V108L84 109H82V110H84L83 111V113H82V121H87L88 123H91V120H92V118H90V116L88 115V108H90V107H92ZM96 106L95 107H97V103L95 104ZM146 105H148V103L146 104ZM145 105V106H146ZM28 106V105H27ZM50 106H51V104H50ZM68 106H69V104H68ZM75 106V105H74ZM134 106H136V105H134ZM133 106V107H134ZM29 107V106H28ZM48 106H46V108H47ZM76 107V106H75ZM93 107H94V105H93ZM130 107H132V106H130ZM129 107V108H130ZM158 107V106H157ZM31 108V107H30ZM29 108V109H30ZM31 108V109H32ZM61 108H63V106H61ZM98 108V107H97ZM135 108V107H134ZM153 108V107H152ZM45 109V108H44ZM43 108H41V110L43 111L44 110ZM56 109V108H55ZM67 109H70V108H67ZM72 109V108H71ZM76 109V108H75ZM91 109V108H90ZM93 109V108H92ZM99 109V108H98ZM102 109V108H101ZM131 109V108H130ZM129 109V110H130ZM135 109H137V106H136V108ZM40 110V109H39ZM46 110V109H45ZM44 110V111H45ZM48 110V109H47ZM46 110V111H47ZM62 110V109H61ZM66 110V109H65ZM65 110H62V114L64 113L63 111H65ZM80 110V109H79ZM81 110V111H82ZM97 110V109H96ZM100 110V109H99ZM133 110V109H132ZM131 110V111H132ZM152 110V109H151ZM21 111V110H20ZM42 111H39V114H41V112ZM53 111V110H52ZM51 111V112H52ZM68 111V110H67ZM71 111V110H70ZM76 111V110H75ZM94 111V110H93ZM130 111V112H131ZM135 111V110H134ZM137 111V110H136ZM154 111V110H153ZM26 112V111H25ZM29 112V111H28ZM54 112H57V114L56 115H59L60 116V113H58V111H54ZM77 112H79V111H77ZM90 112V111H89ZM92 112V111H91ZM97 112V111H96ZM96 112H94L95 114H96ZM102 112V111H101ZM19 113V111L18 112H15V114H18ZM30 113V112H29ZM43 113L44 112H42V115H43ZM53 113V112H52ZM51 113V114H52ZM66 113V112H65ZM75 113V112H74ZM73 113V114H74ZM137 113V112H136ZM0 114V115H1ZM24 114V113H23ZM26 114V113H25ZM24 114V115H25ZM45 114H47V113H45ZM49 114H50V112H49ZM54 114V113H53ZM54 114V115H55ZM80 114V113H79ZM116 114V113H115ZM19 115V114H18ZM28 115V114H27ZM38 115V114H37ZM42 115H41V119L43 118L42 117ZM48 115V114H47ZM64 115L65 114H63L62 116L64 117ZM81 115V114H80ZM80 115H78L77 114V116H80ZM101 115H102V113H101ZM106 115V114H105ZM137 115V114H136ZM20 116V115H19ZM34 116V115H33ZM49 116L50 115H48L47 117L49 118ZM62 116H60V117H62ZM76 116V117H77ZM2 117H4V116H2ZM27 117V116H26ZM80 117V118H81ZM101 117V116H100ZM103 117H104V115H103ZM0 118H1V116H0ZM9 118V117H8ZM20 118H21V116H20ZM25 118V117H24ZM24 118H21V119H24ZM35 118V117H34ZM53 118V117H52ZM78 118V117H77ZM2 119V118H1ZM6 119V118H5ZM11 119V118H10ZM14 118H12L11 120H13ZM38 119V118H37ZM37 119H35L34 121H36ZM61 119H63V118H61ZM66 119V121H67V123H68V125H70L71 127H75L74 126V121H73V119L74 118H72V120H67V118H65ZM102 119V118H101ZM101 119H99V120H101ZM107 119V118H106ZM105 119V120H106ZM16 120V119H15ZM15 120H13V121H15ZM32 120V119H31ZM43 120L44 121H46L44 118H43ZM54 120H56V117H55V119ZM58 120H59V118H58ZM17 121V120H16ZM26 121H29V120H26ZM75 121H76V119H75ZM81 121V122H82ZM93 121V120H92ZM107 121L109 122V119H107ZM9 122V121H8ZM12 122V121H11ZM74 122V123H73ZM86 122V123H87ZM103 122H105V121H103ZM3 123V122H2ZM10 123V122H9ZM30 123V122H29ZM36 123H37V121H36ZM11 124H13V122L11 123ZM24 124V123H23ZM22 124V125H23ZM27 124H28V122H27ZM27 124H24V125H27ZM31 124V123H30ZM104 124V123H103ZM8 125V124H7ZM33 125V127H34V124H32ZM32 125H30V126H32ZM54 125V124H53ZM62 126H63V124H61ZM65 125H66V123H65ZM86 125V124H85ZM91 125V124H90ZM16 126V125H15ZM29 126V125H28ZM38 126H39V123H38ZM43 126H44V124H43ZM42 125H41V127H43ZM47 126V125H46ZM45 126V127H46ZM61 126V127H62ZM1 127V126H0ZM2 127H4V126H2ZM8 127V126H7ZM25 127V126H24ZM40 127V128H41ZM50 127V126H49ZM93 127V126H92ZM11 128V127H10ZM10 128H7V129H10ZM15 129H16V127H14ZM27 128V127H26ZM32 128V127H31ZM36 128V127H35ZM79 128L80 129H78L77 128V130H81V127L79 126ZM84 128V127H83ZM86 128V127H85ZM95 128V127H94ZM93 128V129H94ZM6 129V130H7ZM14 129V130H15ZM22 129L23 128H21L20 130L22 131ZM29 129H30V127H29ZM38 129V128H37ZM47 129V128H46ZM60 129V128H59ZM64 129H66L67 130V128H64ZM13 130V132H17L16 130L14 131ZM20 130L17 132V133H20ZM34 130V129H33ZM32 129H31V132L33 131ZM52 130V129H51ZM53 130H54V128H53ZM56 130V129H55ZM70 130V129H69ZM69 130H68V132H69ZM90 130V129H89ZM2 131V130H1ZM28 131V130H27ZM26 131V132H27ZM71 131V130H70ZM6 131H4L3 133H5ZM38 132V131H37ZM43 131H41V133H42ZM45 132H47V131H45ZM57 132H59V134H57ZM62 132V131H61ZM65 132V131H64ZM63 132V133H64ZM67 132V133H68ZM93 132V131H92ZM97 132V131H96ZM101 132V131H100ZM10 133V132H9ZM12 134V133H11ZM21 134V133H20ZM35 134H37V133H35ZM51 134V133H50ZM52 134L53 135H61L60 134V130H56V131H52ZM0 135H3V134H0ZM19 135V134H18ZM32 135H33V133H32ZM31 134H30V136H32ZM52 135V136H53ZM8 136V134L6 135L5 134V136H4V138L5 137H7ZM12 136H13V134H12ZM28 136V135H27ZM26 136V137H27ZM36 136V135H35ZM45 137H46V135H44ZM62 136V135H61ZM10 137V136H9ZM63 137H64V134H63ZM4 138H2L3 140H4ZM18 138V137H17ZM23 139V138H22ZM36 139V138H35ZM48 139V138H47ZM68 139V138H67ZM70 139V138H69ZM68 139V140H69ZM72 139V138H71ZM1 140V139H0ZM2 140V141H3ZM38 140V139H37ZM57 140H58V138H57ZM57 140H55V141H52L53 143L54 142H56ZM35 141V140H34ZM48 141H50V139L48 140ZM60 141H62V139L60 138ZM60 141H59V143H60ZM109 141V140H108ZM64 142H65V139H64ZM77 143V141H74V140H72V142L71 143ZM1 143V142H0ZM43 143H44V140H43ZM51 143V142H50ZM56 143H58V142H56ZM67 143V142H66ZM66 143H63L62 144V142H61V144H60V146H58V147H61V145H62V147L64 148V146H65V144ZM32 144V143H31ZM36 144H39V146H40V144H41V141H40V143H39V141L36 143ZM48 145H49V142L47 143ZM78 144V143H77ZM13 145V144H12ZM25 145V144H24ZM44 145H45V143H44ZM48 145H46V146H48ZM54 145H57V144H54ZM59 145V144H58ZM68 145V143L66 144V147H68L67 146ZM1 146H3V145H1ZM16 146V145H15ZM27 146V145H26ZM42 146V145H41ZM40 146V147H41ZM70 146H73V145H71L70 144ZM49 147H51V144H50V146H48V148ZM54 146L52 145V148H53ZM57 147V148H58ZM65 147V148H66ZM74 147H75V145H74ZM8 148V147H7ZM22 148H23V146H22ZM32 148V147H31ZM42 148V147H41ZM51 148V149H52ZM55 148V147H54ZM76 148V147H75ZM3 149V148H2ZM61 149V148H60ZM67 149L68 148H66V151H67ZM70 149V148H69ZM118 149V148H117ZM121 149V148H120ZM222 149H223V147H222ZM222 149H221V151H222ZM224 149H227V148H225L224 147ZM230 149V148H229ZM228 149V150H229ZM0 150H1V148H0ZM4 150V149H3ZM6 150V149H5ZM9 150H10V148H9ZM42 150V149H41ZM74 150V149H73ZM119 150V149H118ZM228 150H226V151H228ZM15 151V150H14ZM32 151H33V149H32ZM31 151V152H32ZM38 151H40V150H38ZM57 151V150H56ZM55 151V153L57 154V152ZM69 151V150H68ZM72 151V150H71ZM123 152H124V149L122 150ZM225 151V150H224ZM231 151V150H230ZM229 151V152H230ZM29 152V151H28ZM59 152H60V150H58V155H59ZM99 152V151H98ZM20 153V152H19ZM39 153V152H38ZM121 153V152H120ZM212 153V152H211ZM222 153L224 154V152L222 151ZM227 153V152H226ZM225 153V154H226ZM16 154V153H15ZM24 154V153H23ZM63 153H61V155H62ZM78 154V153H77ZM83 154V153H82ZM81 154V155H82ZM117 154H119V152L117 153ZM117 154H115V155H117ZM125 154V153H124ZM202 155H204V153H201ZM201 154H199L200 156H201ZM217 154V153H216ZM235 153H233L232 155H234ZM238 154V153H237ZM1 155H3V154H1ZM44 155V154H43ZM58 155H56V159H57V156ZM218 155H219V153H218ZM227 155V154H226ZM225 155V156H226ZM28 156V155H27ZM42 156V155H41ZM199 156V157H200ZM208 156H209V154H208ZM229 156V154L227 155V157ZM237 156H239V155H237ZM20 157V156H19ZM25 157V156H24ZM33 157H36L35 156V153H34V155H33ZM38 157V156H37ZM61 157V156H60ZM197 157V156H196ZM202 157H205V156H202ZM224 157V156H223ZM223 157H221L220 159H222ZM227 157H225L224 159H222L221 161H220V163H218V165H217V169L219 170V172H220V174H222L221 175V177L222 178H226L227 177V175H225V174H227V173H225V172H227L230 168H232L233 166H234V163H235V159L234 158H232V157H230L229 156V158H227ZM17 158V157H16ZM54 158V157H53ZM63 158V157H62ZM22 159V158H21ZM50 159V158H49ZM61 159V158H60ZM92 159V158H91ZM217 159V158H216ZM219 159V160H220ZM4 160V159H3ZM8 160V159H7ZM15 160V159H14ZM13 160V161H14ZM18 159H16V161H17ZM55 160V159H54ZM110 160V159H109ZM108 160V161H109ZM204 160V159H203ZM206 160V159H205ZM204 160V161H205ZM215 160V159H214ZM218 160V161H219ZM240 160V159H239ZM6 161V160H5ZM15 161V162H16ZM28 161V160H27ZM51 160H49V162H50ZM89 161V159L87 160V162ZM110 161H112V160H110ZM109 161V162H110ZM217 161V162H218ZM12 161H10V163H11ZM18 162H19V160H18ZM22 162V161H21ZM24 162V161H23ZM53 162V161H52ZM51 162V163H52ZM65 162V161H64ZM108 162V163H109ZM212 162H214L213 160H212ZM3 163V162H2ZM1 163V164H2ZM105 163V162H104ZM201 163V162H200ZM216 163V162H215ZM238 163V162H237ZM5 164V163H4ZM28 164V163H27ZM53 164V163H52ZM58 164V163H57ZM56 164V165H57ZM64 164V163H63ZM82 164V163H81ZM212 164V163H211ZM214 164V163H213ZM239 164V163H238ZM3 165V164H2ZM20 165V164H19ZM22 165V164H21ZM60 165H61V163H60ZM67 165H69V163L67 164ZM108 165H111V164H107V163H105L103 166H102V168L101 169H105V168H107L108 167ZM249 165V164H248ZM8 166H9V163H8ZM37 166V165H36ZM39 166V165H38ZM59 166V165H58ZM62 166V165H61ZM95 166V165H94ZM96 166H97V164H96ZM96 166H95V169H97L96 168ZM99 166V165H98ZM201 166V165H200ZM204 166V165H203ZM17 167V166H16ZM46 167V165H42V171H43V169ZM63 167V166H62ZM67 167H69V166H67ZM236 167V166H235ZM245 167V166H244ZM253 167V166H252ZM19 168V167H18ZM39 167H37V169H38ZM136 168V167H135ZM201 168V167H200ZM250 168V167H249ZM255 168V167H254ZM54 169H55V166H54ZM62 169V171H63V168H61ZM60 169V170H61ZM64 169H65V167H64ZM204 169V167H202V170ZM215 169H216V167H215ZM233 169V168H232ZM237 169V168H236ZM239 169H240V167H239ZM239 169H237L238 171H240V172H242L241 170H239ZM243 169H245V168H243ZM252 169V168H251ZM250 169V170H251ZM41 170V169H40ZM46 170L47 171H49L47 168H46ZM67 170H68V168H67ZM66 170V171H67ZM98 170H99V168H98ZM114 170V169H113ZM135 170V169H134ZM134 170H133V172H134ZM178 170H180V169H178ZM253 170V169H252ZM251 170V171H252ZM259 170H260V168H259ZM263 170V169H262ZM41 171V172H42ZM55 171V170H54ZM96 171V170H95ZM95 171L93 172V170H92V172H91V174H90V176H93L94 177V173H95ZM102 171V170H101ZM110 171V170H109ZM141 171V170H140ZM176 171V170H175ZM251 171H250V173H251ZM257 171V170H256ZM37 173H39V171H36ZM53 172V171H52ZM56 172H59V171H57V169H56ZM55 172V173H56ZM99 172V171H98ZM106 172H108V171H106ZM161 172V171H160ZM184 172V171H183ZM232 172V171H231ZM239 172V173H240ZM249 172V171H248ZM253 172V171H252ZM19 173V172H18ZM45 173V172H44ZM55 173H52V175H54ZM63 173V172H62ZM90 173V172H89ZM92 173H93V175H92ZM109 173V172H108ZM110 173L112 174V172L110 171ZM110 173H109V175H110ZM142 173V172H141ZM235 172H233L232 174H234ZM255 173V172H254ZM259 173H261V171H259ZM263 173H264V171H263ZM262 173V176L264 175ZM16 174V173H15ZM46 174V173H45ZM45 174H43V175H45ZM50 174V173H49ZM56 174H58V173H56ZM55 174V175H56ZM100 174V173H99ZM173 174H174V172H173ZM175 174H176V172H175ZM178 174V173H177ZM238 174V173H237ZM236 174V175H237ZM242 174V173H241ZM252 174V173H251ZM59 175V174H58ZM104 175H105V173H104ZM103 175V177H105ZM106 175H107V173H106ZM228 175H229V172H228ZM239 175V174H238ZM243 175V174H242ZM242 175H240V177L242 176ZM245 175V174H244ZM83 176V175H82ZM87 176H89V174L87 175ZM89 176V177H90ZM97 176V175H96ZM99 177H100V175H98ZM175 176V175H174ZM177 176V175H176ZM230 176V175H229ZM259 176V175H258ZM39 177H42L41 176V174H39ZM53 177V176H52ZM59 177H61V176H59ZM196 177V176H195ZM239 177V178H240ZM243 177V176H242ZM241 177V178H242ZM28 178V177H27ZM32 178V177H31ZM91 178V177H90ZM95 179L97 178V177H94ZM94 178H93V180H94ZM107 178V177H106ZM174 179H175V177H173ZM193 178V177H192ZM191 178V179H192ZM197 178V177H196ZM196 178H194L195 180H196ZM230 178H231V176H230ZM240 178V179H241ZM260 178V177H259ZM258 178V179H259ZM28 179H30V178H28ZM45 179V178H44ZM52 179V178H51ZM98 180L97 181H99V178H97ZM100 179H102V178H100ZM104 179V178H103ZM244 179H245V176H244ZM261 179V178H260ZM31 180V179H30ZM38 180H41V179H37V181ZM46 180H48L47 178H46ZM63 180V179H62ZM90 180H92V178L90 179ZM92 180V181H93ZM175 180H178L177 178L175 179ZM264 180V179H263ZM42 181V180H41ZM43 181H45V180H43ZM52 182H53V180H51ZM82 181H84V179L82 180ZM96 181V180H95ZM96 181V182H97ZM40 182V181H39ZM86 182V181H85ZM88 182V181H87ZM91 182V181H90ZM45 183H47V181L45 182ZM49 183V182H48ZM71 183V182H70ZM84 183V182H83ZM100 183H101V181H100ZM194 183V182H193ZM239 183V182H238ZM79 184V183H78ZM87 184H89V182L87 183ZM178 184V183H177ZM237 184V183H236ZM245 184V183H244ZM41 185V184H40ZM62 185H66L65 183L64 184H62ZM69 185V184H68ZM81 185V184H80ZM86 185V184H85ZM96 185H97V183H96ZM238 185V184H237ZM255 185H257V184H255ZM46 186H48V185H46ZM234 186H235V184H234ZM241 186V185H240ZM245 186H248V185H245ZM250 186V185H249ZM248 186V187H249ZM252 186V185H251ZM254 186V185H253ZM71 187V186H70ZM98 187V186H97ZM237 187V186H236ZM258 187V186H257ZM58 188H60V189H63V187H58ZM67 188V187H66ZM76 188H77V186H76ZM85 188V187H84ZM83 188V189H84ZM90 188H92V189H94V187H89V189ZM175 188V187H174ZM174 188H172L173 190H174ZM240 188V187H239ZM37 189H39V188H37ZM47 189V188H46ZM53 189V188H52ZM55 189V188H54ZM59 189V190H60ZM71 189L73 190L74 189V187L72 188L71 187ZM86 189V188H85ZM88 189V190H89ZM176 189V188H175ZM249 189H250V187H249ZM51 190V189H50ZM76 190V189H75ZM96 190V189H95ZM177 190V189H176ZM238 190V189H237ZM246 190V189H245ZM251 190H252V187H251ZM255 190V189H254ZM257 190V189H256ZM255 190V191H256ZM48 191V190H47ZM61 191H63V190H61ZM67 191V190H66ZM74 191V190H73ZM92 190H90V192H91ZM182 191V190H181ZM184 191V192H183ZM182 192L184 193V194H186L185 193V190H183ZM258 191H260V190H258ZM65 192V191H64ZM63 192V193H64ZM89 192V191H88ZM240 192V191H239ZM247 192H249L248 190H247ZM66 193V192H65ZM81 193H83L82 191H81ZM176 193V192H175ZM174 193V194H175ZM196 193V192H195ZM246 193V192H245ZM245 193L244 194H241V195H245ZM42 194V193H41ZM46 194V193H45ZM190 195V193H187V195ZM199 194H200V192H199ZM250 194V193H249ZM248 194V195H249ZM252 194V193H251ZM36 195V194H35ZM188 195V196H189ZM196 195H198V194H196ZM201 195V194H200ZM44 196V195H43ZM46 196V195H45ZM177 196V195H176ZM179 196H180V194H179ZM191 196V195H190ZM194 196H195V194H194ZM36 197V196H35ZM74 197V196H73ZM90 197V196H89ZM93 197V196H92ZM178 197V196H177ZM198 197V199L200 198V196L198 195L197 196ZM196 196H195V198H197ZM241 197V196H240ZM243 197H245V196H243ZM68 198V197H67ZM94 198V197H93ZM166 198V197H165ZM169 198H170V196H169ZM169 198H166L165 200L167 201V199H169ZM171 198H173V197H171ZM193 198V197H192ZM84 199V198H83ZM91 199V198H90ZM190 199V198H189ZM197 199V200H198ZM250 199V198H249ZM259 199V198H258ZM66 200V199H65ZM64 200V201H65ZM69 200H70V198H69ZM68 200V201H69ZM86 200H87V198H86ZM240 200H241V198H240ZM239 199H238V201H240ZM67 201V202H68ZM81 201V200H80ZM83 201V200H82ZM89 201V200H88ZM91 201V200H90ZM182 201V200H181ZM199 201V200H198ZM227 201V200H226ZM229 201H231V199L229 200ZM228 201V202H229ZM83 202H85V201H83ZM172 202V201H171ZM170 202V203H171ZM174 202H176V201H174ZM206 202H208V204L209 203H211L210 201H206ZM217 202V201H216ZM243 202V201H242ZM66 203V202H65ZM82 203V202H81ZM86 203H88V202H85V204ZM159 203V202H158ZM165 203V202H164ZM168 203V202H167ZM166 203V204H167ZM173 203V202H172ZM205 203V202H204ZM215 203V202H214ZM221 203V202H220ZM29 204H31V202L29 203ZM29 204H28V206H29ZM51 204V203H50ZM63 204H64V202H63ZM68 204V203H67ZM84 204V203H83ZM151 204V203H150ZM153 204H155L154 205V207L152 208V210H151V212H150V214L149 215H151L152 216V221H154V218L156 219V218H159L164 224H166V228L168 229V232H169V246L171 247H169L170 248V252L169 253H171L173 256H174V259H176L175 258V256H176V254H177V252H175L176 251V249H177V245L180 243V242H182V238H185V236H189V233H188V230H187V228H186V230H187V232H186V230L184 229V227L181 225L183 222H178L179 220H176V221H172L171 219H170V217H168V216H165V217H163V216H160V211H159V207H158V205H157V201L154 203L153 202ZM181 204H183V203H181ZM207 203H206V207L208 208V210L210 211L209 213H215V214H217L218 213V210H217V208H218V206H217V208H215V205L213 204V206L214 207H212V206H210V205H208ZM229 204V203H228ZM234 204V203H233ZM64 205H66V204H64ZM81 205V204H80ZM89 205V204H88ZM87 205V206H88ZM90 205H91V202H90ZM152 205V204H151ZM161 205V204H160ZM178 205V204H177ZM218 205V204H217ZM221 205H223V204H221ZM133 206V205H132ZM210 206V207H209ZM220 206V205H219ZM224 206V205H223ZM230 206V205H229ZM47 207V206H46ZM53 207V206H52ZM55 207H56V204H55ZM65 206H63V208H64ZM134 207V206H133ZM163 207V206H162ZM166 207V206H165ZM170 207H171V209L172 210H174V208H173V206L172 205H170ZM203 207V206H202ZM205 207V208H206ZM225 207V206H224ZM28 208H30V207H28ZM32 208V207H31ZM48 208H49V206H48ZM61 208H62V206H61ZM82 208V207H81ZM85 208V207H84ZM88 208V207H87ZM168 208V207H167ZM188 208V207H187ZM204 208V209H205ZM41 209H45V207H43V208H41ZM47 209V208H46ZM53 209V208H52ZM58 209V208H57ZM67 209V208H66ZM162 209V208H161ZM160 209V210H161ZM181 209V208H180ZM229 209V208H228ZM37 210V209H36ZM40 210V209H39ZM88 210H89V208H88ZM171 210V211H172ZM191 210V209H190ZM231 210H232V206H231ZM263 210V209H262ZM46 211V210H45ZM162 211L163 212H166V210L164 211L163 209H162ZM170 211V210H169ZM169 211H168V213H169ZM176 211H179V210H176ZM206 211H207V209H206ZM257 211V210H256ZM264 211V210H263ZM29 212V211H28ZM41 212H43V211H41ZM57 212V211H56ZM61 212V211H60ZM225 212V211H224ZM228 212V211H227ZM40 213V212H39ZM49 213H50V211H49ZM49 213H48V217H49ZM83 213H84V211H83ZM171 213V212H170ZM173 213V212H172ZM186 213L187 212H185L183 209H181V211L178 213L179 214V217H185L186 216ZM226 213V212H225ZM224 213V215L225 216H223V218H228V216L230 215L229 213H226L225 214ZM254 213V212H253ZM27 214V213H26ZM34 214H37V211H36V213H34ZM45 214V217L47 216L46 215V213H44ZM51 215H54V214H52V213H50ZM58 214V213H57ZM56 214V215H57ZM174 214V213H173ZM188 214V213H187ZM255 214V213H254ZM87 215V214H86ZM162 215V214H161ZM253 214H251V216H252ZM258 215H259V213H258ZM264 215V214H263ZM262 215V216H263ZM96 216V215H95ZM95 216H93V217H95ZM215 216V215H214ZM254 216V215H253ZM29 217V216H28ZM27 217V218H28ZM30 217H31V215H30ZM39 217V216H38ZM44 217V218H45ZM47 217V218H48ZM79 217V216H78ZM84 217V219H85V216H83ZM82 217V218H83ZM172 217H173V215H172ZM171 217V218H172ZM188 217V216H187ZM191 217V216H190ZM219 217V216H218ZM34 218V217H33ZM35 218H36V216H35ZM49 218H52V217H49ZM49 218H48V220H49ZM89 218H90V214H89ZM89 218L87 219L86 218V220H88V221H91V220H89ZM148 218V217H147ZM174 218V217H173ZM175 218H176V216H175ZM180 218V220L182 221V219ZM189 218V217H188ZM200 218V217H199ZM226 218V219H227ZM18 219V218H17ZM16 219V220H17ZM32 219V218H31ZM53 219V218H52ZM51 219V220H52ZM76 219H77V217H76ZM93 219V218H92ZM177 219V218H176ZM259 219V218H258ZM94 220V219H93ZM175 220V219H174ZM185 220H188V219H185ZM191 220V219H190ZM190 220H189V222H190ZM196 220V219H195ZM77 221V220H76ZM79 221V220H78ZM81 221V220H80ZM193 221H194V219H193ZM18 222V221H17ZM33 222V221H32ZM39 222V221H38ZM96 222H97V220H96ZM148 222H150V220H148ZM186 222H188V221H185V223ZM201 222V221H200ZM34 223L36 224L37 222H35L34 221ZM157 223H158V221H157ZM185 223H183V225L185 224ZM196 223L198 224L199 222H197L196 221ZM27 224V223H26ZM31 224V223H30ZM33 224V223H32ZM31 224V225H32ZM42 224V223H41ZM85 224V223H84ZM191 224V223H190ZM195 224V223H194ZM234 224V223H233ZM232 224V225H233ZM0 225H2V224H0ZM18 225H20V224H18ZM23 225H24V223H23ZM28 225V224H27ZM34 225V224H33ZM32 225V226H33ZM202 225V224H201ZM83 226V225H82ZM92 226V225H91ZM90 226V227H91ZM189 226H191V225H189ZM1 227V226H0ZM13 227V226H12ZM15 227V226H14ZM25 227V226H24ZM24 227H22V229L24 228ZM156 227V226H155ZM8 228V227H7ZM11 228V227H10ZM28 228V227H27ZM26 228V229H27ZM30 228H31V226H30ZM36 228V227H35ZM42 228V227H41ZM190 228V227H189ZM202 228V227H201ZM1 229H3V228H1ZM0 229V230H1ZM5 229V228H4ZM3 229V230H4ZM19 229H21V227L19 228ZM25 229V228H24ZM25 229V230H26ZM39 229H40V227H39ZM96 229V228H95ZM159 229V228H158ZM165 229V228H164ZM193 229V228H192ZM231 229V228H230ZM7 230L8 229H6L4 232H5V234L7 233ZM16 230H18V229H16ZM28 230V229H27ZM97 230V229H96ZM232 230H234V228H232ZM19 231V230H18ZM18 231H16V232H18ZM32 231V230H31ZM34 231V230H33ZM40 231V230H39ZM195 231V230H194ZM201 231V230H200ZM12 232V231H11ZM35 232V231H34ZM34 232H33V234H34ZM166 232V231H165ZM228 232V231H227ZM226 232V233H227ZM27 233V232H26ZM41 233V232H40ZM40 233H38V235L40 234ZM97 233H98V231H97ZM163 233V232H162ZM229 233V232H228ZM242 233V232H241ZM240 233V235H242ZM244 233V232H243ZM2 234V233H1ZM18 234V233H17ZM22 234H23V230H22ZM32 234V233H31ZM67 234V233H66ZM168 234V233H167ZM166 234V235H167ZM6 235H8V234H6ZM9 235H13L12 233L11 234H9ZM3 236V238L5 237V240H4V242H3V244H2V246H3V248L4 249H6V250H8V248L10 247V242H11V238L9 239V237H11V236ZM14 235H15V233H14ZM36 235V234H35ZM98 235V234H97ZM191 235V234H190ZM222 235V237H223V239L225 238L224 236H223V234H221ZM220 235V236H221ZM2 236V235H1ZM16 236H18V235H16ZM21 236H23V235H21ZM95 236V235H94ZM226 236V235H225ZM19 237V236H18ZM34 237V236H33ZM244 237V236H243ZM242 237V238H243ZM35 238V237H34ZM168 238V237H167ZM166 238V239H167ZM240 238V237H239ZM241 239V238H240ZM183 240H185V239H183ZM225 240V239H224ZM16 241H17V239H16ZM34 241V240H33ZM188 242V241H187ZM14 243V242H13ZM17 243H18V241H17ZM224 243H226V241H224ZM227 244V243H226ZM18 245V244H17ZM25 245V244H24ZM221 245V244H220ZM16 246V245H15ZM228 246H229V244H228ZM228 246H226V248L228 247ZM158 247V246H157ZM195 247V246H194ZM224 247V246H223ZM230 247V246H229ZM234 247V246H233ZM237 246H235V248H236ZM20 248V247H19ZM23 248V247H22ZM30 248V247H29ZM32 248V247H31ZM150 248V247H149ZM168 248V249H169ZM11 249H13V246H12V248ZM10 249V250H11ZM25 249H26V246H25ZM158 249V251L159 252H162V251H167L168 249H165V246L163 245V244H161V245H159V248H157ZM156 249V250H157ZM222 249H224V248H222ZM1 251H2V249H0ZM14 250H16V249H14ZM24 250V249H23ZM149 250V249H148ZM147 248L145 247H141V249H140V252L141 253H143V254H145V253H147ZM182 250V249H181ZM183 250H184V248H183ZM230 250H232L233 251V249H230ZM236 250H237V248H236ZM0 251V252H1ZM16 251H18V250H16ZM216 251V250H215ZM220 251H222V250H220ZM219 251V252H220ZM225 251V250H224ZM223 251V252H224ZM24 252V251H23ZM23 252H22V254H23ZM28 252H29V250H28ZM28 252H25V253H28ZM149 252V251H148ZM151 252V251H150ZM180 252V251H179ZM183 252V251H182ZM212 252V251H211ZM218 252V251H217ZM217 252H215V253H217ZM3 254H4V252H2ZM7 253V252H6ZM11 253V252H10ZM18 253V252H17ZM229 253V252H228ZM12 254H14V253H12ZM142 254V255H143ZM163 254V253H162ZM180 254H181V252H180ZM198 254V253H197ZM233 254V253H232ZM234 254H235V250H234ZM21 255V254H20ZM25 255V254H24ZM29 254H27V256H28ZM145 255H148V254H145ZM151 255V254H150ZM157 255V254H156ZM161 255V254H160ZM168 254L166 253V256H167ZM172 255H170L171 257H172ZM182 255V254H181ZM184 255V254H183ZM216 255V254H215ZM219 255V254H218ZM224 255V254H223ZM228 255V254H227ZM1 256H3V255H1ZM10 256H11V254H10ZM13 256V255H12ZM15 256V255H14ZM158 256V255H157ZM156 256V257H157ZM164 255H162V257H163ZM203 256V255H202ZM213 256V255H212ZM222 256V255H221ZM225 256H226V254H225ZM5 257V256H4ZM217 257V256H216ZM219 257V256H218ZM3 258V257H2ZM11 258V257H10ZM9 257L6 259L7 261H9V259H10ZM13 258V257H12ZM15 258V257H14ZM14 258H13V260H14ZM19 258V257H18ZM170 258V257H169ZM173 258V257H172ZM192 258V257H191ZM209 258H211V257H209ZM225 258V257H224ZM145 259V258H144ZM163 259V258H162ZM179 259V258H178ZM178 259H176V260H178ZM202 259V258H201ZM213 259V258H212ZM11 260V259H10ZM130 260V259H129ZM132 260V259H131ZM134 260V259H133ZM164 260V259H163ZM162 260V261H163ZM169 260V259H168ZM211 260V259H210ZM218 260V259H217ZM221 259L219 258V260H218V262H221L220 261ZM4 261V260H3ZM6 261V262H7ZM15 261H16V259H15ZM135 261V260H134ZM149 261H151V260H149ZM149 261L147 262V263H149ZM156 261V260H155ZM196 261V258H195V260H194V262ZM197 261H198V259H197ZM202 261V260H201ZM200 261V262H201ZM214 261V260H213ZM213 261H211V262H213ZM13 262V261H12ZM11 262V263H12ZM73 262V261H72ZM125 262V261H124ZM127 262V261H126ZM130 262V261H129ZM158 262H159V260H158ZM174 262H175V260H174ZM204 262V261H203ZM208 262H210V261H208ZM210 262V263H211ZM215 262V261H214ZM9 263H10V261H9ZM14 264H16L15 262H13ZM140 263H142V262H140ZM163 263H165V262H163ZM198 263V262H197ZM222 263V262H221ZM73 264H75V263H73ZM128 264H130V263H128ZM135 264H137V263H135ZM138 264H139V262H138ZM161 264V263H160ZM206 264H208V263H206ZM217 264V263H216Z\"/></svg>",
    "mask_w": 264,
    "mask_h": 264
}]
</instances>
